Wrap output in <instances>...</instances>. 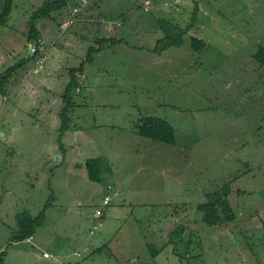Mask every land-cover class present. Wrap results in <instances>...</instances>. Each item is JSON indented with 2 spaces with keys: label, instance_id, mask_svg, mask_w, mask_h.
I'll return each mask as SVG.
<instances>
[{
  "label": "rangeland",
  "instance_id": "rangeland-1",
  "mask_svg": "<svg viewBox=\"0 0 264 264\" xmlns=\"http://www.w3.org/2000/svg\"><path fill=\"white\" fill-rule=\"evenodd\" d=\"M32 2L14 0L8 22L15 27L25 24L27 31L24 38L21 30L13 28V38L7 34V39H0V55L15 49L19 59L36 56L30 43L42 42L28 36L34 19ZM134 5L135 0H99L96 15L105 19L113 13H125L128 29L133 15L129 18L127 13ZM167 5L176 8L174 0ZM180 5L182 13H172L175 18L181 17L177 25L158 27L160 32L172 29L158 50L148 47L150 40L139 49L107 47L92 65L86 86L73 91L74 98L83 104L79 111L87 114V120L78 123L95 132L94 142L79 141L73 149L70 147L68 166L57 165L36 174L33 169L17 171L21 190L16 187L10 208L6 201L7 209L13 212L16 205L20 213L32 211L38 215L48 206L45 223L36 230L33 242L11 245L4 231L0 245L9 252L5 264H136L139 260L133 252L142 255L148 243L162 248L165 242H170L167 248L177 246L174 252L178 254L170 258L174 260L171 263L161 256L159 264H264V64L254 57L264 46V0H183ZM188 23L195 27L187 31ZM143 29L141 25L139 30ZM194 37L205 41L199 50L194 49ZM37 57L33 61L43 65L44 58ZM40 58L42 64H38ZM4 93L0 89V94ZM84 104L91 105L86 109ZM146 116L168 119L175 127L176 143L153 140L137 132L128 134L136 131L135 121ZM25 117L18 129L23 132L22 139L30 142L34 127L30 134V121ZM15 142L9 149L0 140V155L6 150L13 152ZM32 143L27 151H32ZM41 151L49 153L48 142L42 143ZM89 155L103 156L109 168L122 170L124 183L118 178L112 180L105 170L100 184L77 177L76 164ZM112 181L113 191L109 188ZM226 183H231L229 198L235 219L210 225L198 205ZM121 187L122 194H117L115 203L125 198L147 201L155 210L154 219L150 221L148 216L139 220L137 212L133 218L115 219L113 207L112 223L108 214L106 222L91 234L97 224L93 214L102 206L105 192L116 193ZM2 192L0 189V198ZM176 210L179 216L189 211L195 219L191 236H184L191 237L189 244L176 234L172 242L168 239ZM246 215L253 217L243 224ZM12 218L11 213L9 220ZM159 227L166 230H160L165 234L162 240L160 234L155 235ZM86 242L100 250L93 255L84 246ZM45 252L56 254L59 261L47 258Z\"/></svg>",
  "mask_w": 264,
  "mask_h": 264
},
{
  "label": "crops",
  "instance_id": "crops-1",
  "mask_svg": "<svg viewBox=\"0 0 264 264\" xmlns=\"http://www.w3.org/2000/svg\"><path fill=\"white\" fill-rule=\"evenodd\" d=\"M46 1L48 0H33L32 15L38 11L37 8L43 5ZM49 1H54V4L50 7L51 10L49 9L50 11L45 12L43 16L40 15V17L36 19L37 26L34 33L36 34L38 40H41L40 42H42L36 56L32 57L29 55L28 57L19 59V57H17L18 52L15 49L11 50V53L13 54L9 52L6 53L5 56L0 55V74L10 69L17 62L23 60L20 66L22 70L19 68L20 70L18 72H16V70L14 71L9 84L6 87L7 89L5 93L3 95L0 94V140L5 142L9 149L12 148V142L16 141L14 143L15 147L13 148V152L6 150L3 151L2 156L0 155V189L3 191L1 194L2 198H0V238L4 239V233L6 232L7 239L11 240V245H17L22 241L33 242L36 238L35 234H33L31 235L32 239L30 241L27 239L22 241L17 239V236L20 233V225L17 217L20 212L15 209L16 205L13 212L9 211L5 206L7 201L10 208V200L15 198V192L17 191L16 187L21 190V187L18 185V179L15 177L17 171L20 169H33L36 174L37 170L47 172L50 169H54L57 165L62 166L67 164L68 166L70 147L73 149L75 147L74 145L78 144L79 141L94 142L92 138L96 136L95 132L92 130H85L78 123L81 120H87V114L79 111L83 104L79 103L74 97L73 106L68 110L69 128L61 136L62 145L58 142L60 140V128L64 124L62 113L64 111L63 108L65 106V102L63 95L68 83L72 79V76L75 75L80 81L81 85L78 91H81V89H83L87 84L88 73L93 71L91 68L92 65L98 61V58L102 54H104V50L107 47L112 49L113 46L121 45L132 46L139 49L145 48L144 46L147 44V41L150 40L148 47L158 50L164 37L168 36L169 33L172 32V29L171 32L169 30L167 31V29L166 31L162 30L160 32L158 27L160 25H167V23L171 24V26L177 25L178 20L181 19V17H179L182 13L180 4L183 0H174L176 8L167 5L169 1L173 0H135V5L131 9V12L127 13L128 17L133 15L131 20L132 22L128 25V29L125 25L128 21L125 13H121L118 16H113V14H115L113 13L112 16H105V19L98 17L96 15V9L98 7L99 0H65L67 1L66 6L62 5V1ZM146 1L148 3H146ZM3 6L4 0H0V12ZM75 8H79V10L75 12ZM176 11L177 14H179L177 18L172 15V13L176 14ZM114 12L118 13L119 11L114 10ZM72 16L77 18L76 22L66 31L62 32L63 30L61 26L63 22ZM141 25L144 28L142 31L139 30ZM188 25L187 31L195 27L193 23H188ZM13 28L17 31L21 30L22 35L25 38L27 31V26H25V24L20 27H15L12 26L10 22H7L0 25V39H7L8 35L10 38H13L15 36ZM58 33L61 34V37H59L60 35ZM28 36L30 37L29 32ZM128 36L134 39L129 40ZM44 38L47 41H45ZM130 42L133 45H130ZM204 42L205 41L203 39L202 42L193 41V46L194 44H198L201 48V46H204ZM31 44L32 42L30 43V46ZM91 48L94 49L92 53L93 58L89 56ZM194 49L197 48L194 47ZM0 53L2 52L0 51ZM38 54L44 58L43 65H37L35 61H33L38 58ZM36 68L40 71L36 72ZM42 73L43 75L41 78L37 76ZM30 75L35 77L31 78ZM96 83L98 82L96 81ZM8 101L11 103L10 106L8 105ZM84 105L86 106V109H89L91 104ZM94 106L96 105L94 104ZM25 116H27V119L30 121V123H27L28 132L30 134L31 127H34L33 134H31L30 139V142H33V149L35 147L34 151L33 149L32 151L26 150L30 142L22 139L23 132H20L18 129V123L20 124L22 120L26 119ZM140 120L141 118H138L135 123L138 124ZM134 132V130H130L128 134ZM113 135L114 133H112V138ZM43 142H48L49 144L48 154L41 151ZM65 144H68L69 146H65ZM17 148L19 149L18 151ZM117 152L118 154L121 153L120 151ZM88 158H90V155L83 159V162L80 161L79 164H76L78 167L77 177H88L86 175L84 162ZM107 173L110 177H112V180L118 178L121 183H124V179H126L124 178V172L122 170L115 172L112 168L110 171H107ZM141 182H144V180ZM98 184H100V182H98ZM109 186H111L113 191V181L111 184L109 183ZM121 192L122 187L116 193L111 191L109 192L112 195V200L109 206L104 209L102 217H96L95 214H93V218L97 219V224L95 225L97 228L95 231L99 228V226L103 225V222H106L105 220L108 214L110 217L109 222L112 223L113 207L115 209L113 212V217L115 219H122L123 216H126L125 218H133L132 216H134L136 212L138 213L136 218L139 220L148 216H150V221L154 219L155 210L154 208H150L149 202L147 201H131L125 198L123 201L115 203V197ZM106 193H108V191L105 192V194ZM124 196L125 195H123V197ZM47 206L48 205L45 206V209H47ZM97 208L98 207H96V209ZM182 210L185 211V206ZM175 212V217L171 219L174 224L172 225L173 228H171L169 232L170 237L168 236V239L172 242L173 235L181 233L179 239L183 243L189 244L191 242V237L186 239L184 236L187 233L191 236V223L195 219L189 215V211L185 216H179V210H176ZM11 213L13 217L12 221L9 220ZM29 213L34 215L32 211H29ZM252 217L253 216L251 215H246L241 221L243 224H247ZM45 220L42 224L45 223ZM156 229L155 235L158 236L160 234L161 237L159 240H162L165 234L163 233V235L160 233V230L165 232V228L159 227ZM119 230H123V228L120 227ZM127 231L124 230L126 234L131 236L129 231ZM128 235H125L126 238ZM154 239L157 240L156 238ZM119 243L120 238H117L116 245ZM168 243L165 242V245L162 246V248H155L152 243H148L146 247L147 250L142 252V255L136 251L133 252L132 256H138L137 258L139 261H136V264L139 262H142V264H159L158 260L161 256L167 257L163 261L166 260L171 263L174 260H171L170 258L174 257V254H178L174 252L177 249V246L170 249L166 247ZM4 246V244L0 245V253L3 252L4 254L3 263L5 264V257L9 256V252L4 249ZM84 246L89 249L93 255L100 250V247H93V244L90 242L84 243ZM116 248L121 249L122 246H118ZM166 249L168 250L167 252H165ZM114 251L116 252V250ZM48 253L50 256L47 258L55 257L54 259L59 261V257L56 254L51 252ZM75 254L77 256H81L79 252H75ZM185 254L187 257L190 256L189 252H186Z\"/></svg>",
  "mask_w": 264,
  "mask_h": 264
},
{
  "label": "trees",
  "instance_id": "trees-1",
  "mask_svg": "<svg viewBox=\"0 0 264 264\" xmlns=\"http://www.w3.org/2000/svg\"><path fill=\"white\" fill-rule=\"evenodd\" d=\"M62 1L64 6L67 5V1ZM14 0H4V6L0 12V25L8 22L11 12L13 10ZM54 4V1H46L42 7L33 14V21L30 23V38H36V34L34 31L36 30L35 21L40 15H44L45 12L50 11V7ZM50 9V10H49ZM61 9V8H60ZM194 41L202 42L198 40L196 37L193 38ZM176 39H172V42H175ZM194 47L199 49L200 45L194 44ZM94 49L91 48L89 52V56L93 58L92 53ZM254 57L258 58L261 64H264V46H260L257 53H255ZM23 61V60H22ZM17 62L10 69H8L4 74L0 76V89L2 91H6V87L10 82V78L12 77L14 71L18 70L21 66V63ZM79 69V68H77ZM79 71V70H77ZM80 81L77 79L75 75L72 76V79L68 83L64 97V111L62 113L64 121L63 125L60 128V140L63 133L69 128L68 123V110L73 106V91L80 87ZM136 131L139 135L150 138L157 141H163L169 144L176 143V130L173 124L166 118L158 117V116H146L143 117L138 124H136ZM62 145V142H60ZM85 166L88 171V177L90 180L100 182L101 175L103 171H110L111 168L107 165V160L103 156L90 157L85 160ZM232 193L231 183H226L221 188L210 192L207 194L208 200L204 203H200L198 205V209L204 212V221L210 225H218L220 223H229L228 221H232L235 219V212L230 202V195ZM111 202V201H110ZM110 204V203H109ZM109 204L106 206L108 207ZM45 209L42 210L38 215H32L29 212H22L18 215L17 219L20 225V233L17 236L18 240H25L29 236L35 234L37 228L44 222L45 220ZM178 236L181 233H177ZM0 261H4L3 252L0 253Z\"/></svg>",
  "mask_w": 264,
  "mask_h": 264
},
{
  "label": "built area",
  "instance_id": "built-area-1",
  "mask_svg": "<svg viewBox=\"0 0 264 264\" xmlns=\"http://www.w3.org/2000/svg\"><path fill=\"white\" fill-rule=\"evenodd\" d=\"M146 3H148V2L146 1ZM78 10H79V8H75V9H74L75 12H77ZM76 19H77V18H76L75 16H72V17L66 19V20L63 22L62 26H61L62 30H63V31H66L68 28H70V27L76 22ZM39 41H41V40H39ZM39 46H40V45H39L38 43H32V44H31L30 50H31L32 53H34V55L38 53V51H39ZM42 63H43V60H42V58H40V60L38 61V64H42ZM79 88H80V87H78V89H79ZM110 201H111V194H110V193H107V194L104 196V199H103V202H102V206H100V207H98V208L96 209V212H95V216H96V217H101V216H102V214H103V212H104V207H106V206L110 203ZM96 228H97V226H95V227L93 228L92 233L95 232V229H96ZM31 238H32V237H29L28 240H31ZM45 256H50V254H49L48 252H45Z\"/></svg>",
  "mask_w": 264,
  "mask_h": 264
},
{
  "label": "clouds",
  "instance_id": "clouds-1",
  "mask_svg": "<svg viewBox=\"0 0 264 264\" xmlns=\"http://www.w3.org/2000/svg\"><path fill=\"white\" fill-rule=\"evenodd\" d=\"M109 188H111V186H109ZM109 192H110V191H109ZM109 192H108V193H109ZM106 194H107V193H106ZM106 194H105V195H106ZM111 200H112V199H111ZM95 212H96V210H95ZM94 214H95V213H94ZM91 232H92V231H91ZM29 237H32V236H29ZM29 237H28V238H29ZM28 238H26V239L28 240ZM31 239H32V238H31ZM28 241H30V240H28Z\"/></svg>",
  "mask_w": 264,
  "mask_h": 264
}]
</instances>
